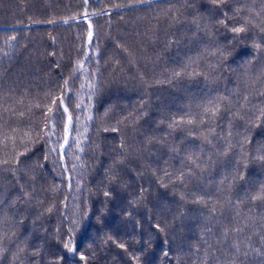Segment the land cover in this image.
Returning a JSON list of instances; mask_svg holds the SVG:
<instances>
[{
	"label": "trees",
	"instance_id": "obj_1",
	"mask_svg": "<svg viewBox=\"0 0 264 264\" xmlns=\"http://www.w3.org/2000/svg\"><path fill=\"white\" fill-rule=\"evenodd\" d=\"M261 156L264 0H0V264H264Z\"/></svg>",
	"mask_w": 264,
	"mask_h": 264
},
{
	"label": "snow or ice",
	"instance_id": "obj_2",
	"mask_svg": "<svg viewBox=\"0 0 264 264\" xmlns=\"http://www.w3.org/2000/svg\"><path fill=\"white\" fill-rule=\"evenodd\" d=\"M239 11H240V10L237 9V12H239ZM221 23H224V22L222 21ZM245 23H251V22H250V21H245ZM230 31L239 35V34H241V33L246 32L247 29H246V27H245L244 25H241V26H238V27L231 28ZM10 39H11V40H14L15 37H10ZM255 47L259 49L261 46L257 44V45H255ZM220 55H223V54L220 53ZM186 68H191V65L186 66ZM183 75L194 76V75H200V73H198V72H192V71H187V70H186V71L183 73ZM175 76H181V73H180V72H176V73H175ZM53 103H55V100H53ZM50 110H51V109H50ZM218 110H219V109H218V106H216V107L211 108V109H205V112H206V113H209V112H210V113H211V116L214 117V116L216 115V112H217ZM65 111H66V109H65ZM21 115H23V114L21 113ZM187 123L191 124L192 121L189 120V121H187ZM123 147H124V145L121 144V148H123ZM230 147H231V145H227V146H226L225 154H226V152L230 149ZM259 159H260L261 161H264V156L259 157ZM121 163H122V161H121ZM192 163H193V165H194V167H195L196 169H199V164H197L196 161L193 160ZM184 175H185V174L182 173L181 176L178 177V179H180V180L182 181V180L184 179ZM187 175H191V173H188ZM113 180H114V178H113ZM240 180H244V175H243L242 173L236 174V175H234L233 177H226V181H227V183H228L229 188H231V186H232V184H233L234 181H240ZM221 183H224V181H222ZM140 195H141V197H143V195H144V190H143V189H141ZM104 196H105L106 199H111V198H112V193L106 191V192H104ZM251 199H252V200H257V199H262V200H264V189H261V191L258 192L256 195L251 196ZM197 202H198V203H202V204L207 203V202L204 201L203 199H197ZM132 203H137V201H133ZM100 211H101V214L103 215V210H100ZM125 211H126V215H127V217H128L129 219H134V218H133V215H132V212L135 211L134 208H133L132 211H127V210H125ZM213 211H215L214 208H213ZM135 223H136L137 225H139V222H138V221L135 222ZM154 227H155L158 231H161V232L164 231V229L161 227L160 224H156ZM237 230H239V229H237ZM226 233H227V230H225V235H226ZM63 247H64V249L67 250V252L75 253V248H74V246H73V244H72V238H71V235L68 237L67 242L63 244ZM119 247H120V248H124L125 245H124V244H120ZM245 255H246V254H245ZM61 259H62V258H61ZM80 259L83 260L84 257L81 255V256H80Z\"/></svg>",
	"mask_w": 264,
	"mask_h": 264
}]
</instances>
